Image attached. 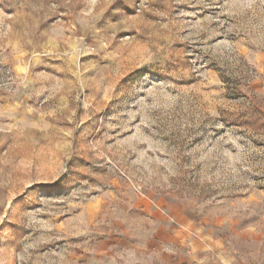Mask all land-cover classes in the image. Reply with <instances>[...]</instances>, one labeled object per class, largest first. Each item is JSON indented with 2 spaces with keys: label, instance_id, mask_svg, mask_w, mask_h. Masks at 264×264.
<instances>
[{
  "label": "rangeland",
  "instance_id": "374dc122",
  "mask_svg": "<svg viewBox=\"0 0 264 264\" xmlns=\"http://www.w3.org/2000/svg\"><path fill=\"white\" fill-rule=\"evenodd\" d=\"M0 264H264V0H0Z\"/></svg>",
  "mask_w": 264,
  "mask_h": 264
}]
</instances>
